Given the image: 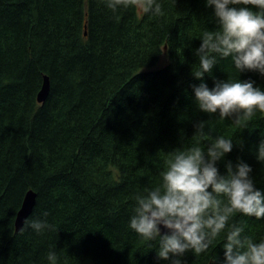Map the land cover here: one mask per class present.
<instances>
[{"label": "trees", "instance_id": "16d2710c", "mask_svg": "<svg viewBox=\"0 0 264 264\" xmlns=\"http://www.w3.org/2000/svg\"><path fill=\"white\" fill-rule=\"evenodd\" d=\"M157 2L162 15L138 6L113 12L107 0H0V264H49L50 250L57 264H171L129 220L136 194L159 184L167 154L194 144L201 122L213 139H233L219 173L244 162L264 194L256 158L264 114L236 126L200 110L194 92L229 76L264 91V75L238 73L230 58H218L195 78L202 33L217 29L213 8L206 0ZM44 75L49 92L39 103ZM30 189L36 197L26 219L56 231H21L24 223L16 231ZM230 223L264 239V218L236 214ZM226 232L205 253L187 251L181 264H224Z\"/></svg>", "mask_w": 264, "mask_h": 264}, {"label": "clouds", "instance_id": "9594fccd", "mask_svg": "<svg viewBox=\"0 0 264 264\" xmlns=\"http://www.w3.org/2000/svg\"><path fill=\"white\" fill-rule=\"evenodd\" d=\"M121 6L163 14L157 0H107L113 12ZM206 6L214 10L217 29L202 33L195 53L200 69L195 78L203 80L205 73L210 74L218 58H230L238 73L264 75V0H206ZM194 92L200 110L219 111L221 121L233 118L236 126L247 124L257 112L264 114V91L251 80L229 76L226 81H215L212 89L202 82L194 86ZM204 127L205 122L196 125L194 144L167 154L157 186L136 194L129 227L145 241H158L157 257L171 259V264H181L179 257L190 250L205 253L225 230L224 264H264V239L255 242L243 235V225L230 223L236 214L264 218V194L256 189L253 170L244 162L235 168L229 162L226 174L219 173L216 164L232 151L233 139L224 135L213 139ZM256 158L264 163V141ZM161 226L167 234H161ZM27 228L38 234L56 231L54 224L41 219H26L21 231ZM57 259V253L50 250L49 264H57Z\"/></svg>", "mask_w": 264, "mask_h": 264}, {"label": "water", "instance_id": "95a60500", "mask_svg": "<svg viewBox=\"0 0 264 264\" xmlns=\"http://www.w3.org/2000/svg\"><path fill=\"white\" fill-rule=\"evenodd\" d=\"M86 34V32H84ZM49 92V80H48V76L44 75L43 79H42V83L40 86V89L37 93V101L43 102ZM35 197L36 194L33 190H27L26 193L24 194L23 200L21 202V205L16 213V217H15V229L16 231L19 230L25 219L29 216V214L31 213L34 204H35ZM168 230L163 228V226H161V234H167Z\"/></svg>", "mask_w": 264, "mask_h": 264}, {"label": "rangeland", "instance_id": "374dc122", "mask_svg": "<svg viewBox=\"0 0 264 264\" xmlns=\"http://www.w3.org/2000/svg\"><path fill=\"white\" fill-rule=\"evenodd\" d=\"M165 62V57L162 56L161 59L159 60V63L156 66H160Z\"/></svg>", "mask_w": 264, "mask_h": 264}]
</instances>
